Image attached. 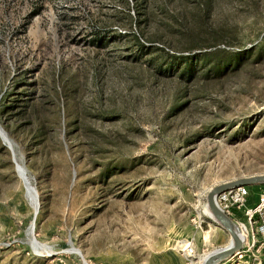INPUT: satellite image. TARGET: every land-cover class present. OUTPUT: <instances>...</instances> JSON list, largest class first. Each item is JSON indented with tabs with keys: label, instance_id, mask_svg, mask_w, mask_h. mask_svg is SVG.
I'll return each instance as SVG.
<instances>
[{
	"label": "rangeland",
	"instance_id": "rangeland-1",
	"mask_svg": "<svg viewBox=\"0 0 264 264\" xmlns=\"http://www.w3.org/2000/svg\"><path fill=\"white\" fill-rule=\"evenodd\" d=\"M0 129V264L225 247L209 191L264 174V0H0Z\"/></svg>",
	"mask_w": 264,
	"mask_h": 264
},
{
	"label": "built area",
	"instance_id": "built-area-1",
	"mask_svg": "<svg viewBox=\"0 0 264 264\" xmlns=\"http://www.w3.org/2000/svg\"><path fill=\"white\" fill-rule=\"evenodd\" d=\"M249 187L239 186L220 193L217 196L218 205L229 215L233 217V211L236 208L243 209L244 221L236 219L239 225L245 228L244 239L245 244L242 251L238 252L234 257L222 264H231L234 258H243L245 255L249 257L250 264H264V189L261 190L256 205L247 206L249 197ZM183 254L186 259L193 262L192 258L199 255L193 245L187 244L183 248ZM205 256V253L199 255V260Z\"/></svg>",
	"mask_w": 264,
	"mask_h": 264
},
{
	"label": "water",
	"instance_id": "water-1",
	"mask_svg": "<svg viewBox=\"0 0 264 264\" xmlns=\"http://www.w3.org/2000/svg\"><path fill=\"white\" fill-rule=\"evenodd\" d=\"M26 185L29 184L24 175ZM264 184V174H255L250 176L239 177L230 181L219 183L211 188L207 195V206L210 209L211 218L230 235V242L225 247L215 249L205 255L199 264H222L242 251L245 239L239 230V223L231 215L227 214L217 203V196L229 189L247 186V185ZM29 187V186H28Z\"/></svg>",
	"mask_w": 264,
	"mask_h": 264
},
{
	"label": "crops",
	"instance_id": "crops-1",
	"mask_svg": "<svg viewBox=\"0 0 264 264\" xmlns=\"http://www.w3.org/2000/svg\"><path fill=\"white\" fill-rule=\"evenodd\" d=\"M249 197H248V201H247V206H254L257 204L258 202V198H259V194L261 192L262 189H264V184H254V185H249ZM233 217H235L236 219H239L241 221H244V211L243 209H234L233 211ZM182 250L183 248H179L177 249V255H176V260L174 264H189L188 261L186 260V258L183 256L182 254ZM207 255V254H205ZM264 259V258H263Z\"/></svg>",
	"mask_w": 264,
	"mask_h": 264
},
{
	"label": "bare ground",
	"instance_id": "bare-ground-1",
	"mask_svg": "<svg viewBox=\"0 0 264 264\" xmlns=\"http://www.w3.org/2000/svg\"><path fill=\"white\" fill-rule=\"evenodd\" d=\"M0 131L4 134V131L2 130V129H0ZM4 136H5V134H4ZM6 137V136H5ZM19 172H20V175L22 176V178H24V175H25V171L23 170V168L20 166L19 167ZM24 180H25V178H24ZM27 185H29V184H27ZM31 189V188H30ZM32 192H33V190H31ZM32 194V193H31ZM33 195V194H32ZM34 209L35 210H38V204H37V198H36V196H35V194H34ZM208 213L210 214L209 216L211 217L212 216V213H211V211H210V209L208 208ZM33 230V229H32ZM239 230L241 231V233L244 235V233H245V228L243 227V226H239ZM35 245L38 247V248H46V246L45 245H43L42 243H40V242H35Z\"/></svg>",
	"mask_w": 264,
	"mask_h": 264
}]
</instances>
